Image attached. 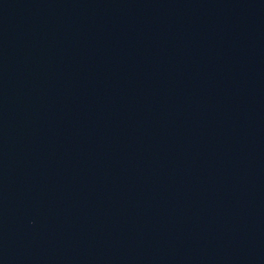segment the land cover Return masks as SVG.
Segmentation results:
<instances>
[{"label":"water","instance_id":"water-1","mask_svg":"<svg viewBox=\"0 0 264 264\" xmlns=\"http://www.w3.org/2000/svg\"><path fill=\"white\" fill-rule=\"evenodd\" d=\"M80 0H0V216L22 167Z\"/></svg>","mask_w":264,"mask_h":264}]
</instances>
